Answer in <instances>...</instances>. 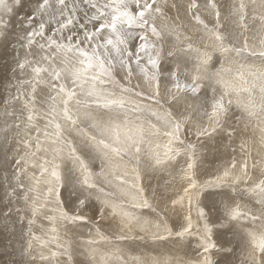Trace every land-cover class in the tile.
<instances>
[{
  "label": "snow or ice",
  "instance_id": "1",
  "mask_svg": "<svg viewBox=\"0 0 264 264\" xmlns=\"http://www.w3.org/2000/svg\"><path fill=\"white\" fill-rule=\"evenodd\" d=\"M0 46V264H264V0H0Z\"/></svg>",
  "mask_w": 264,
  "mask_h": 264
},
{
  "label": "rangeland",
  "instance_id": "2",
  "mask_svg": "<svg viewBox=\"0 0 264 264\" xmlns=\"http://www.w3.org/2000/svg\"><path fill=\"white\" fill-rule=\"evenodd\" d=\"M11 62V52L10 50H5L2 46H0V98H2L3 94V83L7 77L8 67ZM10 237L6 233L0 232V251L8 245ZM16 241H13L15 244ZM7 257L0 255V261L6 259Z\"/></svg>",
  "mask_w": 264,
  "mask_h": 264
}]
</instances>
